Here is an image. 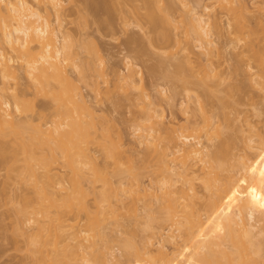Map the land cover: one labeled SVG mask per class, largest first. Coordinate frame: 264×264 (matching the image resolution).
<instances>
[{"label":"rangeland","instance_id":"1","mask_svg":"<svg viewBox=\"0 0 264 264\" xmlns=\"http://www.w3.org/2000/svg\"><path fill=\"white\" fill-rule=\"evenodd\" d=\"M29 1H35L36 2V0H29ZM47 1L48 0H45V1L40 0L39 2L42 3V4H40V6L44 5L45 4L44 2H46L45 5H48V8H49V4H47L48 3ZM59 1H60V6L62 5L61 10H63V12L61 14L62 18L60 17V19L62 20L61 21V28L64 32V35H63V38L65 37L64 41L66 38L68 39L70 36L69 40L66 39L67 41H69L68 43H70V41L73 42V43L69 44V45H71L72 52L70 50L69 51L73 54V55L72 54L71 55L73 56L74 62H75V60L79 59L77 61L79 64L77 62L76 63L73 62L75 64V66L72 63H71L72 65L69 63L70 65L68 64L69 65L68 66L66 63V65L68 66L69 69L67 67L65 69L68 70L69 74H71L72 78L75 80L74 83L75 84L77 83L76 85L80 87L79 89H81L80 91H82V95L85 98L87 97L88 101L84 98L87 102L85 104H87L90 109L92 108L91 109L92 112H90V110L88 109V107L86 105H85L86 107L84 106L85 107L84 108L83 107L84 104H82V106H81L82 108L81 107L77 108V106L75 108V106H73L72 103H71L72 106L66 104V107L68 109L72 108L71 109L72 111H73V107L76 110L79 109L78 110L79 112L74 109L75 112L73 111V113L75 114L77 112L76 117H78V115H80L81 119H80V116H79V118H76L74 116L75 118L72 117V120L76 121V122L81 120L80 122L82 124L81 126L83 127L84 132H85V129L87 127H89L91 125H92V127L87 128L86 134H85L86 139H84L82 141L83 144L80 143V146L82 144V146L80 147L82 154H83V150L85 149L83 157H82L81 152H79L80 157L84 160V162L80 159V161L82 163V164H80L81 166H79L80 171L74 172L76 174L82 175V176H79V178H82L81 179L82 181L78 177L77 178L75 177L78 175L71 173L70 172L71 170L69 171V169H67V167L63 165L61 158H58L57 162L55 161L56 163L55 162L52 163L53 165L51 164L52 166H50V170H49L50 172L49 173L53 174V177L55 176L54 178H57L59 175L60 176L58 178H61V176H62V181H60V182L62 183L65 181L62 184V186H63V188L66 187V189H68V191L70 189H72L73 186H75L74 187V188H76L75 193L78 195L77 197L79 198L81 204L86 205L88 203L89 208H88L87 214H88V217L90 216L89 218H91V216L96 215L94 213L95 210H94V195H93L95 185L93 186V184L96 183L97 185H99L98 182H95L94 180L92 181L93 178H91L93 172L96 170L95 169L97 167L96 164H98L99 169H101L105 165L106 168L104 166L103 169L105 168V170H108L107 172H111L113 174L112 177L115 176L112 179L122 178L121 180H123V182H125V183L130 181L131 176L129 175V177H128L127 173H129V172L127 170L124 171L123 169L127 168L128 165H131V166H133L135 171L139 172V174H140L139 175V181H140L141 185L144 186V188L149 189L152 186L155 188L157 186H161V184H160L161 180H158V179L164 178V177H161L162 175L163 176L165 175V177H167L172 172L171 171L170 172H164V174H162L161 173L162 171L159 169L160 166L156 167V165H155L156 161H159L158 160L159 158L157 159V157H159V156H157V153L160 152L162 149H164V146H166V145H168V146H166V147H168L167 150H170L169 146H172V147L174 146V145H172V142H171L172 140L170 139V135L172 133L170 131L168 134V131H169L168 129H171V127L179 126L176 129L181 130V128H180L181 125L187 124L186 121L190 120L192 128L194 129V127H196V128L198 127V129H194V130L190 129L192 131H190V130L185 131L184 130L182 133L184 134V132L188 131L187 134H189L190 132H192L193 134H196L194 138L198 139L201 142V145L208 146L207 147V148H209L208 150L212 151L213 153L216 154V156H218V160H219V162H221L223 164V166H224L225 161L221 160V158L225 159V160L228 159L227 160L228 163L225 162V166H227V167L224 166L225 170L223 168V170L219 171L221 173V176L219 175L220 174L219 172H218L219 174H217V176H219L218 177L219 178V180H218L219 184H220V182L223 181L225 183V185H224V183H222L224 185V186L223 185L222 186L226 187L227 186L226 183L229 184L228 181H230V183H231V179L227 180V178L233 177L232 180L235 179V177H234L235 173L238 171L236 173V179H238L240 181H238L239 183H237V180L235 179L234 183H231L232 187L233 188L237 187V189H241V193L245 194L246 196H247V194H249L250 195V197L248 196L249 198L252 197L250 199L251 201L248 202L246 200L245 195L244 196L241 195L242 197H245L244 199L243 198L242 199L246 200V202H248V204H244V201H243L242 205L244 206V208L240 209V213L241 212H243V213L241 215L240 214L239 215L243 218V220H245L249 224L253 225L254 229L256 231H261V232H259L260 234H257L258 236H255V238H257V239L259 238L261 241H259L258 244H259V246H261L260 242H262V246H263L264 245V242H263L264 241V142H262V140L264 139V86H262V84L261 85L256 84V86H257L256 87L255 82H252V81L254 79L259 80L260 74L261 75H262V73L264 74V67L261 68L262 65L264 66V54L262 52V51H264V0H239V1L238 0H232L233 2L230 0L231 3L229 1H228L229 2L228 3L227 0H224L226 5L224 3H221V2H223V0L222 1L221 0H200L201 3L198 2V0H170V2H168L167 0H163V2H164L163 7L168 9V7H166L167 3H170L172 6V7L170 6L171 8L169 7L170 8L169 10L166 9L168 12L171 10L169 12V14L170 15L172 14L170 16L171 17L170 19L172 20L171 21L172 24L171 23L170 24L169 23L163 24V23L157 22L158 24H160L159 26H158V24H156L159 28L157 26H156L157 28H155L154 27L155 25H150L152 23L148 19H146L148 17L146 16V10L144 8V2H145L144 0L143 1H141V0H94V1L89 0V2H87V0H84V1L83 0H62V2H61V0H59ZM90 1H91V3H90ZM237 1L240 3H238ZM85 2H86V5L87 4H89V5L83 7V5H85L83 3H85ZM161 3H162V0H161ZM194 3L196 5L198 4L197 8H198V10L200 9L201 11H202L201 8H203V6L207 7L208 10L207 11L205 10V12H204L205 19L206 18L207 19H210V18L213 19V14H216V16L218 17V18H214V19H217L219 21V22L218 21L216 22L217 23L216 25L213 24V22L211 21L212 19L209 20V23H211V24H209V26L212 25V26H210V30L212 27H216L218 24H220L218 26V28H220V29H218L216 27L217 32L214 31L215 28H213L214 30L213 29L211 30L212 35L210 33L209 39L212 42H210V44H209L210 47H209V45L207 46V48L209 47V50L206 47L202 46L208 50V51L204 50L207 52H209L212 49L210 51L211 53L209 52V54H207V53L205 54V52L203 51L204 48H202L201 50L198 48V43H197V41H195V39L193 37L194 36L193 33L191 35L192 31H190V26L188 24L184 25L185 23L188 22V21H186V17H188V16L184 17L185 20L183 18V15H187V14H183L186 12L185 11L187 9L186 6L189 4L190 5L193 4L192 6H196ZM241 3H244L246 6L244 4L242 5ZM184 4H186L185 9H183ZM223 4H224V7L228 6V4H231V5L233 4V11H232V6L230 7V9H231L230 10L229 9L230 5L226 9L223 7ZM238 5H239V7H238ZM241 5L243 6L242 8H241ZM86 7H88V8H86ZM188 7H190V6H188ZM234 7H235V9H234ZM84 10H85V12H84ZM48 11L50 13L49 14L50 17H48L49 16L48 15L47 18L49 19L50 22H52L54 20L52 22V25L56 24L55 23V22H57V21H55L56 17L54 16L53 13H51L50 9H48ZM79 11H81L80 13L82 14V16H84L87 13L86 14L87 17L85 15V20H83L84 17L80 16L81 14L79 13ZM156 11H158V10H156ZM160 12L165 13L164 11H160ZM180 12H182V14H183V15L181 14L182 16L180 15ZM159 13L157 14L158 16H159ZM207 13H209V14L207 15ZM42 15L44 16L45 14L43 13ZM209 16H211V17H209ZM230 16H232V17L229 18ZM233 17L234 18L236 17L237 22L239 19V23L235 22L236 20H234ZM228 18H229V20L232 19L234 21L231 20L230 21L231 23H230L227 20ZM257 18H259L258 21L260 23L257 21ZM240 19L242 21H240ZM147 20L150 22V24ZM179 20H180V22H178ZM183 20L186 22L185 23L182 22ZM86 21H88V22H86ZM255 21H257V22H255ZM81 22H83V25L81 24ZM85 22H86V24L84 25ZM232 22L234 23L232 28H234V25H236V24H238L237 25L238 27L235 26L236 28H234V29L230 28L232 26ZM227 23H229V24L227 25ZM228 26H229V28H228ZM240 26L245 27V28H241V34L236 31V30H239ZM167 27H169V28H167ZM187 27H189V28H187ZM168 29H169V31H168ZM186 29H188L189 32L186 31ZM244 29H245V31H244ZM250 29H252V31H254V32H251ZM162 30L163 31L167 30V33H166L167 38L165 37V31L163 32ZM232 30H233V32H232ZM248 30H250V32ZM242 32H243V35H242ZM169 33H171V34H169ZM189 33H190V35H189ZM184 34H186V35H184ZM230 34H232V36L239 34L238 35L239 37H241V36H243V37H241L240 38L241 40H240L238 36L232 37ZM161 35H163V37H161ZM156 36L158 38H156ZM77 38H78V42H75V45H74V41H75V39L77 41ZM159 38H161V39L159 40ZM170 38H171V40H170ZM233 38L234 39L236 38L237 40L236 39L233 40ZM242 38H245V39H242ZM80 39H82V40H80ZM156 39L159 40V42ZM162 39L165 40L166 44L164 43V41H162ZM229 39H230V44H229ZM59 40H62V39L58 38L57 42ZM231 40H232V42H231ZM247 40H249V43L251 41H253V42H251V45L253 43H255L254 44L255 46L252 45V48H251L249 46V44H247L248 43ZM79 41H81L82 43L81 42L79 43ZM83 41L89 42L87 44L90 47L88 52H87V49H88L87 45ZM93 41L95 42L94 44H96V45L93 46L92 49L93 50L95 48L98 49V50L95 49V51L98 53H96L95 51L93 52L91 49V46L94 45ZM226 41H228L227 42L228 44L226 43ZM233 41L234 42L237 41V42L234 43ZM244 41H245V43H244ZM167 42H169V43H167ZM238 42H240V44ZM77 43L81 44V48H80V45H78ZM83 43L85 44V46ZM167 44H169V46ZM166 45H167V47H165ZM235 45L237 47H235ZM72 46L73 47L78 46L77 49L80 51L77 52V50H75V48H74V50L76 52V53H74ZM82 46H84L85 48ZM159 46L161 49H159ZM211 46H212V48H211ZM67 47H68V45H67ZM246 47H248V48H246ZM5 48H7V47L5 46ZM164 48L166 49V51ZM249 48H251L254 51H255L254 48H256V50L258 48V50L255 52L257 54H259L260 57H258L259 55H257V54L255 55V52L253 51L254 57H252V54L250 53L251 54V56H250L251 58H250L249 52H251L252 50ZM157 49H158V51H157ZM244 49L247 52L243 51ZM90 50H91V52H90L91 54L89 53ZM168 50H170V51L167 52ZM238 50L240 52L243 51L242 53L245 52L242 55V57H240L242 53L241 54H240V52L236 53ZM189 51H190L191 62H193V61L198 62L197 64L207 63L211 68H214L213 69V71L215 70L214 73L216 71L219 73V75L217 72H216V74H213V76L210 78L211 82L214 79H215V81L221 80L219 84L217 83V85H219L218 86L219 88L217 87V85H216V88L222 89V90L220 89L221 91L218 90L219 92H221L222 95L220 94V95H209V96L202 95L203 93L199 92L202 90L201 88H200L201 90H199L198 87H196V89H195L193 84L191 85L190 82H189V84L187 82V85H185L186 86L185 90H187L188 86L190 85V89H192V90H190V89L188 90L190 93H192V92H195L197 94L200 93L199 99L200 100L203 99L202 102L205 104V105H203V107L205 106L204 108H202V109L200 108L201 110L198 108V103H197L198 101H196L194 98H192L193 95L190 98H186V95L184 96L185 92L183 93L184 90H182L185 87H183V85L181 86L179 82L177 85L175 83V81H173L172 79H170L168 77V75L174 70V65L171 62H175L176 60L180 59V57H181V59L178 60V62H181V60L183 61V62H181V63H183V65H182V68H183L184 60H186V59L183 60V58H185L184 53L189 52ZM201 51H203V52H201ZM259 52H262V53H259ZM77 53H78V55H77ZM168 53L169 54L171 53L170 54L171 56ZM74 54L77 56L75 57ZM161 54L162 55L165 54L166 56H169V57H167L168 61H167V58L165 56H162ZM210 54L212 56H210ZM261 54H263V55H261ZM91 55L93 57H91ZM158 55H160V56H158ZM236 55H237V57H236ZM262 56H263V58H262ZM78 57H81V59ZM164 57L166 59H164ZM255 57H256V59L262 58L263 61H261L262 63L259 64L261 66H259V65L257 66V62H259V60H261V59H258L257 61H256V59H252ZM89 58L90 59L94 58L95 61L93 62V59L90 60ZM238 58H240V59H238ZM248 58H249V60H248ZM16 59L17 58H14L13 61H11L9 63L11 65L13 63V65L15 66L14 67L12 65L13 70H12V67H11V70L16 74V77L15 76L10 77L11 74H9L8 77L0 76V78L2 77L3 82H5V84L9 87V89L7 90L5 95L8 98V100L11 101V103H12V95H14V93L20 94L19 97L21 96V98L23 99L22 101H24V102H21L24 104H23V107L21 108L22 109L21 114L19 113L16 115V117L19 116L17 119L18 120L20 119L23 121H25L24 120L25 118H26V120L28 119L25 122V124H27L29 122L27 124V126L24 124L25 128L27 127V129H29L31 126H32V129H37L38 123H41L40 125L44 129L46 126L52 127L53 124L54 125L57 124V126H58L59 121H60V123L66 122V120L62 119V116H61L62 114H60L58 111V108L61 105L59 104V106H57L58 102L56 101V99L54 97H52L51 95L44 96L45 94L43 95V93L37 89V87L33 84L32 80L28 77V75L25 74V71H22L24 68L23 69L21 68V67H23L21 60L18 59L19 61H17ZM73 59L71 57V60H73ZM85 59H87L88 61ZM240 60H242V61H240ZM101 61H103V64ZM159 61H161V62H159ZM164 61H165L166 66L164 65ZM251 61L253 63L255 61V64L250 65L249 62L251 63ZM91 62H93L92 65H90ZM127 62L130 63V64H127L128 66H126ZM178 62H176V63H178ZM15 63L21 65V67L19 65L16 66ZM168 63L171 65H169ZM246 63L249 65H247ZM76 64H78V65H76ZM186 64H187V62H186ZM197 64L194 63V65H197ZM236 64H238V65L236 66ZM132 65H134L133 68H136V70H137V68H139V70H137V71L134 70L132 68ZM159 65H160V67H158ZM172 65H173V70H171ZM70 66H72V67H70ZM73 66H74V68H73ZM130 66H131L132 74L134 77L132 75L129 77H125V76H128L127 72H129V70H127V69H129ZM251 66H254V67H251ZM125 67H128V68H125ZM195 67H197V66H195ZM241 68L243 70L245 68L246 69L243 71ZM255 68H259V69L254 70ZM96 69L99 72L98 71L96 72ZM125 69H126V71H125ZM238 69H240V70L237 71ZM262 69H263V71H262ZM89 70H91V72ZM103 70H104V72H103ZM186 70H187V73H189L188 76H190L191 71L189 70V68H187V65H186ZM234 70L237 72H235ZM247 70H249V71H247ZM259 70H260V72H259ZM165 71H166V73H164ZM183 71H184V68H183ZM213 71H212V73H213ZM245 71H246V73L244 74ZM185 72H183V73L185 74ZM197 72H199V69L197 70ZM257 72H259V73H257ZM90 73H92V74H90ZM98 73H100V74L103 73V74L100 75ZM256 73L259 76H257ZM87 74H89V75H87ZM250 74H251V77L253 78L252 81L250 79L251 77H249ZM253 74H254V76H253ZM95 75H96V77H95ZM81 76L84 77L85 79L84 78L79 79ZM199 76H201V75L199 74ZM214 76H215V78L212 79ZM218 76H219V78H218ZM9 77H10V79H9ZM75 78L78 81H76ZM216 78H218V79H216ZM0 81H1V79H0ZM250 81L252 82V84L250 83ZM121 82H123L122 85H121ZM211 82H209L210 85H211ZM139 83H140V85H139ZM232 83H234V84L236 83L237 86H240V85L243 86V87L240 86L238 89H240V88L242 89V88L246 87V89L244 88L245 90H247L246 93L244 95H242L241 89L240 90L237 89V90H235L236 92L231 91L232 94H236L238 91H240L236 95L228 94L229 92L227 91V88H228V90L230 88L232 89V87H229L228 85L230 84L232 86ZM141 84H142V86H141ZM215 84H212L214 89H216L214 87ZM179 86L181 88H179ZM193 87H194V89H193ZM140 88L144 89V91L146 93L144 91H142V94H141ZM197 88L199 91H197ZM209 89H212V88H209ZM214 89H213V91H215ZM223 90H226V92H228V93H226V92L224 93ZM243 90H242V92L245 91V90L244 91ZM176 91H178V94ZM181 93H183V94H181ZM143 94L145 97L142 96ZM215 94H217V92ZM219 102H222V103H219ZM67 103H70V102L68 101ZM74 103H76V101ZM79 103L80 102H78L77 105ZM147 104H149V106ZM31 105L33 108L31 107ZM156 106H157V108H156ZM143 107H144V110L142 109ZM153 107H155V108H153ZM181 107L184 110H186L184 108V107H186L187 111H184ZM61 108L64 109L65 106L59 108L60 110H63ZM203 110H204V112H203ZM145 111H146V113L148 111L149 114L153 113L152 114L153 119L146 121L144 123L147 126L151 125V127L153 128L151 134H152V138H154V141H153V143H151L152 141L150 140L147 143L148 145H146L145 143L143 145H141L140 143H138V140L136 138V136L138 135V134L136 135V132L137 133L139 132V131H137L136 126L143 120L142 119L139 122V119L142 118L141 117L142 112H144L143 113L144 116L146 115ZM183 111L188 112V113L184 114ZM198 111H201V112H198ZM62 112L64 113V110ZM39 113L42 115H40ZM73 113H72V115H73ZM200 113L203 115H201ZM56 114L58 116H55ZM140 114H141V116L139 117ZM149 114L146 117H149ZM205 115H206V117H205ZM42 116H44V117H42ZM144 116H143V118H145ZM186 117H188V119ZM206 118L208 119V121L206 120L208 123H206L204 120ZM77 119H80V120H77ZM153 120H155L154 123L158 122L157 125H153L154 124V123H152ZM80 122H78V123H80ZM30 123H31V126H29ZM135 124H137V125H135ZM216 125H218V126H216ZM24 126H23V129H25ZM155 126L156 127L158 126L160 128V130L159 129L157 130L158 127L155 128ZM164 127H166L165 130H164ZM213 127L217 128L218 131L215 130V128H213ZM61 128H62V126H60V129ZM189 128H191V127H189ZM219 128H220V130H219ZM0 129H1V127H0ZM89 130L93 133H90ZM206 130H207V132H206ZM214 131L218 132L217 136H216V132H214ZM220 131H222V132H220ZM87 132L91 135H93V134L94 135L89 136ZM34 133L36 134L37 132L32 131L31 129L26 130V131L23 130V132L21 134V139L18 137L20 143L17 142V145H16L15 144L16 141L12 140L14 135L12 137H10L8 135V133H7V135L6 134L3 135L0 132V147H1L0 148V154H2L1 152L3 150H5V151H3V154H2L3 156H0V159H1V157L3 158L4 156H7V157H4L5 159L3 158L0 160V264H32L31 263L32 258L30 259V257H29V252L31 253V250H28V248L30 249V246L28 244H29V242L31 243L33 230L30 228L29 224H26L24 226L22 224V226L20 225V229L24 228L25 230H23V231L21 230V234H23V235H21L19 233L20 229H19V231H16V230H18L17 228H19V225L18 226L15 225L14 214L12 216V214H10V213H13L12 212L13 209H11L12 206L14 205L12 198L16 196L14 198V202H16V204H17V202H18L17 195L19 194V192L20 191H23V192L27 191L28 192L30 187L32 189L31 183L27 182L29 180H27L26 178L21 179L20 177L22 175L20 177L18 176L20 179L16 178L17 176H16L15 172H13V170L15 167H17V169L20 172H22V174L24 173L23 175L26 176V169L24 172L21 170L26 168L25 166L27 165V162H26V165H23L25 163H23V164L21 163L24 166V168L22 165H20V161L22 162V160H20V159H22L25 156V154L23 152V148H22V139L27 141V140H29V136H35ZM197 134H198V137H196ZM43 135L36 134V136L38 138L40 136H41L40 138H46V136H43ZM87 135H88V137H87ZM192 136H194V135H192ZM94 137H95V139H93ZM260 137H261V140H259ZM262 137H263V139H262ZM90 138H92V140H93V142H91V143H90V141H92V140ZM249 138H251L252 140ZM18 139H16V140H18ZM87 139H90V140H87ZM169 140H171V141H169ZM225 140L228 142V144H226L227 142ZM85 141L86 142L88 141V143H86ZM191 141H194V139ZM221 141L222 142L224 141L225 143H222ZM155 143L157 144L158 147L160 146V149L158 148L160 151L158 149H156L154 151L155 148H153V147H155L154 146V145H156ZM221 143L224 146L226 145L225 149L223 148L224 146L222 147ZM162 144H164V145H162ZM218 144L221 146L219 147ZM104 145H105V147H104ZM250 145H251V147H249ZM161 147H162V149H161ZM221 147L224 150L228 149L226 151V153L222 152L223 149ZM2 148H3V150H2ZM7 149H8V151H7ZM107 149H109V151ZM110 149H111V151H110ZM172 149H174V148H172ZM14 151H16V152H14ZM35 151H37L38 154H43V155L48 153V150L45 147L38 148V149L36 148ZM87 151L91 155L86 153ZM107 151H108V153H107ZM118 151H119V153H118ZM156 151H158V152H156ZM5 153H6V155H5ZM16 153H18V154H16ZM20 153H21V155L23 154L24 156H21ZM109 153H110V157L108 155ZM86 154H88L90 157H88V155H86ZM111 154H113V155L111 156ZM221 154H222V156H221ZM14 155H16V156H14ZM158 155H159V153H158ZM223 155L225 157H223ZM227 155H229V156L226 157ZM91 156H93V157H91ZM120 156H121V158H120ZM219 156H221V158H219ZM11 157H12V159H11ZM17 157H19V158H17ZM14 159L17 161H15ZM93 159L95 162L93 161ZM115 159H119L117 161V163H116ZM246 159L249 161H247ZM88 160L89 161L91 160V161L89 162ZM10 161L12 162L11 164L9 163ZM246 162H249V165H250L251 170H252V172H250V171L249 172L253 174L252 175L253 179H251L252 177L251 178L247 177V180L242 178L244 176L245 172H244V170L242 171V168L240 165L244 166V163H246ZM13 163H15L16 165ZM12 164L14 167L11 166ZM54 164H56V165H54ZM87 164H89V165H87ZM116 164H119V166L121 164V166L119 168L120 169L123 168L122 170H120V169L118 170V171H120V173H118V171H117L118 168H117ZM158 164H159V162H158ZM198 164H201V165H198ZM204 164L200 163V162L194 164L193 168L191 169V170H193L192 173L189 172V176L187 175L189 178H191L190 174L193 176L191 178L193 191L192 192L189 191V192H190V194H192L194 192V195L192 196L193 198L190 197L189 200H190L193 208L197 207L195 212H191V213H195L193 215H196V216H193V215L192 216L194 218L200 217V219L204 223V224L202 223V225L204 226V229L206 228L205 230L202 231L203 233H205V236H203L204 234L202 235V232H201V235L204 238H199V236L197 234L200 235V233H194V236H192V237H193V239H196V238L199 239V240H197V239L196 240H197V243L199 242L198 246H200V247L202 246V244L204 242H207L206 244H203V246L204 247L206 246V248H207V244H209L208 249L210 247L211 249H209V250L211 252L217 254V255H220L221 251H223L224 248L226 249L228 247L229 248L227 250L229 252V250H233L234 247L236 246L237 248H235L233 250V252H235V251H237L236 249L239 248L238 246L240 244H238V241L242 237V236L241 237L237 236L238 237V240H237L236 235H237V233H239L241 231H239V229H237L236 226L233 228V230L229 231L228 228L224 225V223H222L223 225H219L221 222H223L222 219H220L221 220L220 223H219V220L215 221L216 218L219 219L218 217H216L217 211L213 212V211H215V210H213L212 212L214 214H212V212H211L212 209L210 211H209V209H208V211L205 210V208L207 209L206 205H207V202L209 200V195H208L209 190L205 188L204 183H206L207 179H212L211 177H213V179H214L215 177H214V174H207L206 169L208 167V164L206 163L205 164L206 167L203 168ZM7 165H8V167H6ZM249 165H247V166H249ZM9 166L11 169H9ZM53 166H55V168ZM100 166H102V167H100ZM12 167H13V169H12ZM18 167H20V168H18ZM80 167H82V169ZM228 167H229V169H228ZM21 168H23V169H21ZM51 168L52 169L54 168L55 170L57 169L56 172L58 173V176L55 175L56 174L55 171H53ZM17 169L15 168V170H17ZM40 169L41 168H39L38 170H40ZM103 169H101L102 173L104 171ZM81 170H82V172H81ZM97 170H98V168H97ZM101 170H100V172H101ZM19 171H17V172H19ZM88 171L90 174L91 173L92 174L90 175L88 173ZM121 171L122 172L124 171L122 173V175H121ZM222 171H224V172L222 173ZM203 172H204V174H203ZM80 173H82V174H80ZM98 173H99V171H98ZM104 173H105V171H104ZM167 173H170V174H167ZM226 173H231V175L233 174L234 176L231 177V175L229 176ZM119 174H120V176H119ZM223 174H224V176H223ZM63 175L65 178L63 177ZM73 175H74V177H73ZM86 175L89 177H87ZM245 175H247V173ZM249 175L250 174H248V176ZM220 177H221V179H220ZM224 177H225V180H224ZM73 178H76L77 180L76 179L74 180ZM83 178H84V180H83ZM177 178H178V181L177 182L175 181V185H174L175 187L178 186L177 184H179V186H180V184L183 183L184 175L180 173ZM87 179H89L91 181H88ZM164 179H162V180H164ZM18 180L19 181L24 180V182H26V183L22 182V184H20L21 182H19ZM53 180H56V179H53ZM59 180L60 179H58L56 181H59ZM155 180H157L158 182H156ZM226 180H227V182H226ZM248 180H249V183L252 182L250 184V186H249L248 182L246 183V181H248ZM73 181H76L77 183L74 182V185H73ZM79 182H81V183H79ZM215 183H217V182H215ZM54 184L52 186H54V187L56 186L55 188L57 190L59 188V190L61 189V191H62V187L58 186V188H57L58 184L57 183H56L57 185H54ZM83 184H85V185H83ZM156 184H157V186H156ZM240 184H241L242 188H238V187H240L239 186ZM64 185H66V186H64ZM13 186H14L15 190H14ZM27 186H30V187H27ZM96 188H98V187L96 186ZM16 189L17 190L19 189L18 190L19 192ZM246 189L248 190L247 194H246V191H247ZM243 190H246L245 193ZM32 191H33V189L31 190V193H29L30 191L28 193L26 192L27 193L26 196H28V195L30 196V194H32L31 195V197H32L33 196ZM78 191H80V192H78ZM149 191L151 192L152 189H150ZM81 192L84 194H82ZM150 192L149 193H148V191L145 192V194L142 195L140 197V199H136V200L133 199L132 196H122V200L116 202V207H115L116 212L114 213L115 215L112 216V215L108 214V218H107V215H105L107 219H105V220L103 219V221H105V224L103 223V227L96 226V223H95V227H94V225H92V224L90 225L87 223L88 227L90 229L87 228V225H86V229H84L85 228L84 225L86 224L85 222L87 221L86 214H84V211H82V210H79L77 212L75 211L73 214L76 216V218L72 219V221H69V222H72L74 224V228H77L76 226H78V228H80V230L82 229V231H83L82 233H80L81 231L79 232L80 236L78 235V237H80V241L82 240V242L79 241L80 242L79 243V242L75 241L76 244L79 243V245L77 247L75 244V248H73V249H76V247H77V248H79L78 250H80L79 252L83 253L80 255L81 259H83L82 255L84 256L86 254L87 255L86 258H88V256L90 259H92V257L95 258L97 264H152V261L154 259H156V262L161 260L165 264H170V260H174L176 258L178 259L176 261L179 262L181 257L183 258V256H184V251L186 252L187 251L186 249L189 248V247H185L184 242H185V240H186V242L188 240V243H189L190 240L187 239L188 237L186 238V236H185L186 234L184 235V233H186V231L181 229L182 226L179 227V224H176L175 226L178 229L173 225L172 226L174 228H172V226L169 225L170 222L165 221V220L162 221V216L164 215L162 208H161L162 198L160 199V197H159L158 199L155 200L153 196L149 195ZM238 192H240V191H238ZM241 193H239V194H241ZM5 194H7V195H5ZM8 194H9V196H8ZM13 194L14 195L16 194V195L14 196ZM11 195H13V197ZM8 198H10L9 200L12 199L11 200L12 206H11V204L8 203V202H10L9 200H7ZM4 200H7V202ZM86 200H87V202H86ZM85 202H86V204H83ZM158 202H159V204H158ZM232 207H234V206H232ZM230 209L233 210V208H231V207H230ZM93 210H94V212H93ZM160 210H161V212H160ZM193 210H195V209H193ZM204 210H205V212H203ZM250 210L252 211V216L249 215ZM81 211L83 213H81ZM112 212H114V211H112ZM208 212H210V213H208ZM89 213H90V215H89ZM159 213H161V215H159ZM199 213H202L203 215L202 214L200 215ZM205 213L207 214V219H206ZM208 214L210 217L208 216ZM230 214L233 215L232 212ZM214 215L216 218L213 217ZM234 215H235L234 217L237 218V211H236V213H234ZM153 216H155V217H153ZM217 216H219V214ZM210 218H211V220H210ZM13 219H14V221H13ZM91 219L94 221L93 218H91ZM91 221H90V223H92ZM211 221H213V224L215 222H217V224L219 223L218 226H217V224H214L215 225V227H214V225L211 224L212 223ZM83 223H85V224H83ZM210 226H213V227H210ZM219 226H220V230H219ZM170 227H171V229H170ZM183 227H184V225H183ZM66 228H68V227H66ZM74 228L69 227V230L68 229L65 230L64 235H66V232H68V234L70 235V233L74 230ZM159 228H160V230H159ZM193 228H194V226L192 227L191 230H193ZM87 229H88V231H86ZM175 229H177V230H175ZM234 229L237 230L236 231L237 233L235 232ZM94 230L95 231L99 230V232H95ZM101 230L102 231L104 230L103 233L105 232V234H103V235H105V238H103L101 236L100 237L103 238L105 241L104 240L100 241L98 239L99 233H100V235L102 234ZM152 231H154V233H156L157 236H156V234H153ZM195 231H196V229H194L193 232H195ZM204 231H206V232H204ZM214 232H215V235H214ZM68 234L66 235V236H68L67 237L68 240L65 236V238L61 242H65L66 240L70 241V242H74L71 238L69 239ZM169 234H172L173 237L170 238V240L166 241L164 236L166 237V235H169ZM233 234L235 235L234 237H232ZM159 235H162V237L164 238V246L165 247L162 251L158 250V245L156 243V240H157L156 238H158ZM70 236L72 237V235H70ZM196 236H198V237H196ZM78 237H77V239H79ZM147 237H148V239L145 240V238H147ZM194 237H196V238H194ZM213 238H215V239L213 240ZM233 238H235L234 242L231 240ZM75 239H76V237H75ZM200 239L203 241H201ZM241 240L244 241L243 238ZM145 241H150V242L148 243V245L144 246L143 243ZM235 241H237L236 245H235ZM243 241H241V242H243ZM254 241H255V239H254ZM61 242H60V245L62 244ZM200 243H201V245H200ZM232 243H234V244H232ZM239 243H240V241H239ZM82 244H84L85 246H83ZM127 244L132 245V248L130 246L131 249H129V250H132V255H130L129 250H128V254L130 257L129 256L125 257L128 259V260L127 259L125 260L124 256H121L120 253L122 252L121 250L124 251L125 248H126V250L128 249ZM81 245H82V247L80 249L79 246H81ZM125 245H127V247ZM230 245H232L233 247H230ZM25 246H28V247L25 248ZM62 246H65V245L63 244ZM180 246H182L181 248H183V249H181V250H183V252L181 250H179ZM241 246L242 245H240V247ZM71 247H73V245H71ZM200 247H199V249H200ZM263 247H261V248H263ZM25 249H27V250H25ZM241 250L243 251V249H241ZM242 251L239 250V251H237V253L240 252V254H242L241 253ZM181 252L183 255L181 254ZM123 253L126 254L125 252H123ZM77 254H78V252H77ZM180 254L182 255L181 257H180ZM234 254L236 256V252ZM261 255L263 256L262 260H264V248L261 250ZM170 256H171V259H169ZM237 256H238V254H237ZM162 258L164 260H162ZM81 259H80V262L82 261ZM180 262H181V264H185L184 258H183V261L181 259ZM180 262H179V264H180ZM263 264H264V261H263Z\"/></svg>","mask_w":264,"mask_h":264},{"label":"bare ground","instance_id":"2","mask_svg":"<svg viewBox=\"0 0 264 264\" xmlns=\"http://www.w3.org/2000/svg\"><path fill=\"white\" fill-rule=\"evenodd\" d=\"M40 0H36V2L35 1H29V0H0V76H2V77H8L9 76V74H11L10 75V77H13V76H15L16 77V74L12 71L13 70V67H12V65H13V63H12V65L11 64H9L11 61H13V59L14 58H17L16 60L17 61H19V60H21V62H22V66L23 67H21V65H19V64H16V66H20L23 70L22 71H25V74L26 75H28V77L32 80V82H33V84L37 87V89L39 90V91H41L42 93H43V95L44 96H46V95H51L52 97H54L55 99H56V101L58 102H56L57 103V106H59V104L61 105V106H59V108L60 107H63V106H65V108L63 109V108H61V109H63L64 110V113L62 112L63 110H60L59 108H58V111H59V113L60 114H62L61 116H62V119L63 120H66V122H61L60 123V121L58 122L59 124H58V126H57V124H53V126L52 127H48V126H46L44 129H43V127L40 125L41 123H36L38 126H37V129H32V126H31V123H30V125L29 126H31L29 129H27V127L25 128V126H24V124H25V122L28 120H26V118L24 119L25 121H23V120H18L17 118L19 117H16V115L17 114H21V108L23 107V104L24 103H21V102H24V101H22L23 99L21 98V96L19 97V95L20 94H16V93H14V95H12V103H11V101H9L8 100V98L6 97V92H7V90L9 89V87L5 84V82H3V78L1 77L0 79H1V81H0V127H1V129H0V132L3 134V135H7V133H8V135L10 136V137H12L13 135V139L12 140H15L16 141V145H17V142H19V139H18V137L21 139V134H22V132H23V130H32V131H36L37 133L36 134H41V135H43V136H46V138H38L37 136H36V134H35V136H29V140H27V141H25L24 139H22V148H23V152H24V154H25V156L22 154L21 155V153H20V155L21 156H24L22 159H20V160H22V162L20 161V165H22L23 163H25V164H23V165H26V162H27V165L25 166L26 168H24V166H23V168H21V169H23V170H21V171H25V169H26V176L25 175H23L22 174V172H20L18 169H17V167H15L17 170H15V168H14V170H13V172H15V174H16V178H19L21 175V179H27V180H29V181H27L28 183L30 182L31 183V186H32V189H33V196L31 197V195L32 194H30V196L28 195V196H26L27 195V193L29 192V193H31V187L30 186H27V187H30V189H29V191L26 193L25 191V193L23 192V191H18L17 189V191L19 192V194L17 195V197H18V202H17V204H16V202H14V198L16 197L14 194V196L15 197H13V195H11L10 197L13 199V206H12V199L11 200H9L10 198H8L7 200H9L10 202H8L9 204H11V206H12V208L11 209H13L12 210V212L13 213H10V214H12V216H13V214H14V217H15V225L16 226H18L19 225V228H17L18 230H16V231H19V229H20V225L22 226V224H23V226L24 225H26V224H29L30 225V228L33 230V233H32V240H31V243L29 242V246H30V249L28 248V250H31V253L29 252V257H30V259L32 258V261H31V263L32 264H97V262H96V260H95V258H93L92 257V259H90L89 258V256H88V258H86L87 257V255L85 256H83L82 255V257H83V259H81V254H83V253H81V252H79L80 250H78L79 248H77L78 247V245H79V243L80 242H82V240L80 241V237H78V235L80 236V233H82L83 231H82V229L80 230V228H78V226H76L77 228H74V224L72 223V222H69V221H72V219H75L76 218V216L73 214L75 211L77 212V211H79V210H82V211H84V214H86V217H87V221L85 222V223H83V224H85L84 226H85V228L84 229H86V225H87V228L88 229H90L89 227H88V224H92V225H94V227H95V223H96V226H100V227H103V223L105 224V221H103V219L105 220V219H107L108 218V214L109 215H115L114 213L116 212L115 210H116V202H118V201H121L122 200V196H132V198L133 199H140V197L142 196V195H144L145 194V192H147L148 191V193L150 192L149 190L150 189H152V191L150 192V194L149 195H151V196H153L154 197V199L156 200V199H158L159 197H160V199L162 198V202H161V208H162V211H163V213H164V215L162 216V221H168V222H170V226H175L176 224H179V227L180 226H182L181 227V229H183V230H185L186 231V233H184V235L186 236V238L187 239H189L190 240V242L188 243V240H187V242H186V240H185V242H184V244H185V247H189L188 249H186L187 251V253L184 251V256H183V258H184V263L185 264H263V261L264 260H262L263 259V256L261 255V250L264 248L263 246H262V242H260L261 243V246H259V241H261L259 238L257 239V238H255V236H258L257 234H260L259 232H261V231H256L255 229H254V226L253 225H251V224H249L248 222H246L245 220H243V218L240 216L243 212H241L240 213V209H242V208H244V206L242 205V203H243V201H244V204H248V202L249 201H251L250 199L252 198H249L250 197V195L249 194H247V192H248V188L246 189V190H243L244 191V193H245V191H246V194H247V196L245 195V194H243V193H241V189H237V187H235V188H233L232 187V185H231V183H234V181H235V179H236V173L238 172H236L235 173V176L232 174L231 175V173H226L227 175H231V177L232 176H234L235 177V179H233L232 180V178H227L226 176V178H227V180H229V179H231V183H230V181H228V183L229 184H227L226 183V185L229 187L230 185V187L228 188L227 186L226 187H223L224 185H225V183L222 181V182H220V184H219V182H218V180H219V176H217V174H219L220 172L219 171H221V170H223V168H224V170H225V167H227V166H225V162H227L228 163V159L227 160H225V159H222L221 158V156H222V154H221V156H219V158H221V160H223V161H225L224 162V166H223V164L221 163V162H219V160H218V156H216V154L215 153H213L212 151H210V150H208L209 148H207L208 146H206V145H201V142L198 140V139H195L194 137H195V135L196 134H193L192 132H190L189 134H187L188 133V131L187 132H184V134L182 133L184 130L186 131V130H190V129H192V130H194V129H198V127L196 128V127H194V129L192 128V126H191V123H190V120L188 121L187 119H188V117H186L187 119V121H186V123L187 124H183V125H181V130L179 129V130H177L176 128L177 127H179V126H177V127H171V129H168L169 131H168V134H169V132L171 131V135H170V139L172 140H169V141H171L172 142V145H174L173 147L172 146H169V149L170 150H167L168 149V147H166V146H168V145H166V146H164V149H162V147H161V151L159 150L160 149V146L158 147L157 146V144L156 145H154L155 147H153V148H155L154 149V151L156 150V149H158L160 152H158V151H156V152H158L159 153V155H158V153H157V156H159V157H157V159L159 160V161H156V167H158V166H160L159 167V169L162 171H160L162 174H164V172H172L171 174L170 173H167V174H170V175H168L167 177H165V175L163 176H161V177H164V178H157L158 180H161L159 183L161 184V186H157V184H156V188L155 187H151V188H149V189H147V188H144V186H142L141 185V183H140V181H139V172L138 171H135L134 170V168H133V166H131V165H128L127 166V168H125V169H123V168H119L120 166H121V164H120V166H119V164H116L117 165V171L120 169V170H127L129 173H127L128 175V177H129V175L131 176V178H130V181H128V182H123V180H121L122 178H120V179H118V178H115V179H112V178H114V177H112L113 176V174L111 173V172H107L108 170H105V168H106V166H105V168L103 169V167L102 166H100V167H102L101 169H103L104 171H105V173H104V171H103V173H102V170L101 169H99V167H98V164H96V170H97V168H98V170L96 171H94L93 172V174H92V177L91 178H93L92 179V181L94 180L95 182H98V184L99 185H97L96 183L95 184H93V186H94V191H93V195H94V210H95V212H94V210H93V212L96 214V215H93V216H91V218H93L94 219V221L91 219V218H89L88 217V208H89V205H88V203L86 204V202H87V200H86V202L85 203H83V204H86V205H82L81 204V202H80V200H79V198L77 197L78 195L75 193L76 191V188H74L75 186H73V188L72 189H70L69 191H68V189H66V187H64L63 188V186H62V184L65 182H60V181H62V176H61V178H58L59 176H58V173L56 172V170L54 169L55 168V166H53L54 168L52 169L53 171H55V175H57L58 177L57 178H54L53 177V174H50L49 172V170H50V166H52L53 164L52 163H54L55 161L57 162V159L58 158H61V160H62V163H63V165L64 166H66L67 167V169H69V171L71 172V173H74V172H78V171H80L79 170V166H81L80 164H82L81 163V161H80V159L84 162V160L80 157V153L79 152H81V149H80V147L82 146V144H83V140L84 139H86L85 137V134H86V130H87V128H89V127H92V125L91 126H89V127H87L86 129H85V132H84V130H83V127L81 126L82 124H81V116L80 115H78V117H76V114H77V112L74 114L73 113V111H74V109L76 108V106H77V108H80L81 106H82V104H84L83 105V107L86 105L87 107H88V105L87 104H85V103H87L86 102V100H87V97L85 98L83 95H82V91H80L81 89H79L80 87L79 86H77L75 83H74V79L72 78V76H71V74H69V72H68V70L67 69H65L66 67L68 68V66L72 63L74 66H75V64L74 63H76L79 59L78 58H80L81 59V57H78L77 59L78 60H75V62H74V59H73V54L71 53L72 52V50H71V45H69L70 43H73V42H71L70 41V43H68L69 41H67V40H69V38H70V36H69V38L66 40L65 39V41H64V38H63V35H64V32H63V30H62V28H61V19H60V17H61V14H62V12H63V10H61L62 9V5L60 6V1L59 0H48L47 2V4H49V8H48V5H45L46 4V2H44L45 4L44 5H41L40 6V4H42V3H40L39 2ZM45 1V0H44ZM84 1V0H83ZM94 1V0H93ZM141 1H143V0H141ZM145 2H144V8H145V10H146V16L148 17V18H146V19H148L152 24H150V22H149V24L150 25H155L154 27L155 28H157L160 24H158L157 22H160V23H171L172 24V20L170 19L171 17V15L169 14V12L171 11H167V10H169L172 6H171V4L170 3H167V6L166 7H168V9L167 8H165V7H163V0H162V3H161V0H144ZM168 2H170V0H167ZM222 1V0H221ZM230 2L231 3V1L230 0H227V2ZM239 1V0H238ZM237 1V2H238ZM61 2H62V0H61ZM87 2H89V0H87ZM96 2V1H95ZM197 2V1H196ZM198 2H200L201 3V1L200 0H198ZM197 2V3H198ZM228 2V3H229ZM233 2V1H232ZM90 3H91V1H90ZM221 3H224L225 5H226V3L224 2V0H223V2H221ZM238 3H240V2H238ZM62 4V3H61ZM83 4H85V5H83V7L84 6H87V5H89V4H87L86 5V2L85 3H83ZM93 4V3H92ZM95 4V3H94ZM166 4V3H165ZM188 4V3H187ZM195 4V3H194ZM224 4H223V7H224ZM242 5L244 4V3H241ZM183 5V4H182ZM185 5L186 4H184V8L183 9H185ZM193 5V4H192ZM192 5H187L186 7H187V9L185 10L186 12L185 13H183V14H187V15H183L182 14V12H180V15L182 14L183 15V18L185 17V16H188V17H186V21H188L187 23H185L186 21H184L185 20V18H184V20L182 21V22H184L185 24L184 25H186V24H188L189 26H190V31H192L191 32V35H192V33H193V37H194V39H195V41H197V43H198V48L201 50L202 48H204V47H206L207 48V46L210 44V42H212V41H210V39H209V37H210V33H211V30L213 29V28H215V32H217L216 31V27L218 28V26L220 25V24H218L216 27H212L211 28V30H210V26H212V25H210L209 26V24H211V23H209V20H211L212 18H210V19H205V16H204V12H205V10L207 11L208 9H207V7L205 6H203V8H201L202 9V11L199 9L198 10V8H197V6H198V4L196 5V6H192ZM201 5V4H200ZM204 5V4H203ZM230 5V6H229ZM241 5V8L243 7ZM245 5V4H244ZM113 6V5H112ZM171 6V7H170ZM188 6H190V7H188ZM228 6H229V9H230V7L232 6V11H233V4L231 5V4H228ZM228 6H226V7H224V8H228ZM246 6V5H245ZM82 7V8H83ZM91 7V6H90ZM170 7V8H169ZM200 7V6H199ZM238 7H239V5H238ZM86 8H88V7H86ZM85 8V9H86ZM48 9H50V11H51V13H53L54 14V16L56 17V19H55V21H57V22H55L56 24H54V25H52V22L54 21H52V22H50L49 21V19L47 18V16L50 14L49 13V11H48ZM141 9V8H140ZM167 9V10H166ZM210 9V8H209ZM228 9V10H229ZM234 9H235V7H234ZM42 10V11H41ZM156 10H158L159 12L160 11H164L165 13H162V12H158V11H156ZM166 10V11H165ZM182 10V9H181ZM231 10V9H230ZM46 15H42L43 13ZM81 11H79V13H80ZM84 12H85V10H84ZM89 12V11H88ZM159 13V16L157 15L158 13ZM168 12V13H167ZM209 12V11H208ZM83 13V12H82ZM96 13V12H95ZM94 13V14H95ZM162 13V14H161ZM81 14V13H80ZM79 14V15H80ZM87 14V13H86ZM85 14V15H86ZM209 13H207V15H208ZM234 14V13H233ZM85 15L84 16H82V14L80 15V16H82V17H84V19L83 20H85ZM181 15V16H182ZM235 15V14H234ZM145 16V15H144ZM237 16V15H236ZM48 17H50V15L48 16ZM86 17H87V15H86ZM208 17V16H207ZM209 17H211V16H209ZM232 16H230L229 18H231ZM62 18V17H61ZM80 18V17H79ZM214 18H218L217 16H216V14H213V19L211 20L212 22H213V24L214 25H216L217 23V19H214ZM229 18L227 19L229 22L232 20H229ZM234 18V17H233ZM238 19V18H237ZM81 20V19H80ZM216 20V21H215ZM234 20H236V17L234 18ZM234 20H232V21H234ZM256 20V19H255ZM259 20V18H257V21ZM227 21V22H228ZM240 21H242L241 19H240ZM257 21H255V22H257ZM86 22H88V21H86ZM86 22L84 23V25L86 24ZM178 22H180V20L178 21ZM219 22V21H218ZM235 22H237V20L235 21ZM259 22V21H258ZM231 23V22H230ZM237 23H239V19H238V22ZM260 23V22H259ZM81 24L83 25V22H81ZM156 24H158V26L156 25ZM229 23H227V25H228ZM233 22H232V26L230 27V28H232L233 27ZM246 24V23H245ZM168 25V24H167ZM166 25V26H167ZM231 25V24H230ZM238 24H236V25H234V28H236V27H238L237 26ZM157 26V27H156ZM162 26V25H161ZM170 26V25H169ZM173 26V25H172ZM236 26V27H235ZM153 27V26H152ZM163 27V26H162ZM171 27V26H170ZM154 28V29H155ZM159 28V27H158ZM164 28V27H163ZM167 28H169V27H167ZM166 28V29H167ZM187 28H189V27H187ZM228 28H229V26H228ZM234 28H232V29H234ZM241 28H245V27H241L240 26V28H239V30H236L238 33H240L241 34ZM218 29H220V28H218ZM230 30V29H229ZM251 30V32H254V31H252V29H250ZM250 30H248L249 32H250ZM163 31V30H162ZM161 31V32H162ZM165 31V30H164ZM163 31V32H164ZM168 31H169V29H168ZM186 31H188V29H186ZM185 31V32H186ZM228 31V30H227ZM244 31H245V29H244ZM247 31V32H248ZM184 32V33H185ZM189 32V31H188ZM230 32V31H229ZM232 32H233V30H232ZM235 32V31H234ZM248 32V33H249ZM160 33V32H159ZM166 33H167V30L165 31V37L167 38V36H166ZM66 34V33H65ZM158 34V33H157ZM164 34V33H163ZM169 34H171V33H169ZM235 34V33H234ZM237 34V33H236ZM184 35H186V34H184ZM189 35H190V33H189ZM211 35H212V33H211ZM231 36H232V34H230ZM239 35V34H238ZM238 35H235V36H232V37H237ZM242 35H243V32H242ZM159 36V35H158ZM170 36V35H169ZM230 36V37H231ZM245 36V35H244ZM67 37V36H66ZM161 37H163V35H161ZM239 37V36H238ZM241 37H243V36H241ZM241 37H239V39L241 38ZM58 38L59 39H62V40H59L58 42H57V40H58ZM156 38H158L157 36H156ZM72 39V38H71ZM161 38H159V40H160ZM165 39V38H164ZM169 39V38H168ZM236 39V38H235ZM234 38H233V40H235ZM238 39V40H239ZM242 39H245V38H242ZM73 40V39H72ZM80 40H82V39H80ZM84 40V39H83ZM157 40V39H156ZM159 40H157L158 42H159ZM170 40H171V38H170ZM237 40V39H236ZM241 40V39H240ZM85 41V40H84ZM83 41V42H84ZM162 41H164V43H165V40H163L162 39ZM248 41V43L247 44H249V46L252 48V45L253 46H255L254 44L255 43H253L252 45H251V42H253V41H251L250 43H249V40H247ZM68 44H67V43ZM75 42H78V38H77V41H76V39H75V41H74V45H75ZM81 41H79V43H80ZM87 42V43H86ZM86 42H84L86 45L89 43L88 41H86ZM161 42V41H160ZM228 41H226V43H227ZM231 42H232V40H231ZM234 42V41H233ZM237 42V41H236ZM236 42H234V43H236ZM66 43V44H65ZM82 43V42H81ZM83 43V44H84ZM91 43V42H90ZM95 42L93 41V44H94ZM167 43H169V42H167ZM239 44H240V42H238ZM244 43H245V41H244ZM78 44V43H77ZM85 44H84V46H85ZM166 44V43H165ZM212 44V43H211ZM228 44V43H227ZM229 44H230V39H229ZM67 45H68V47H67ZM78 45H80V48H81V44H78ZM96 44H94V45H92L91 46V49H92V47L93 46H95ZM160 45V44H159ZM168 46H169V44H167ZM167 45L165 46V47H167ZM232 45V44H231ZM234 45V44H233ZM5 46L7 47V48H5ZM84 46H82V47H84ZM161 46V45H160ZM160 46H159V49H161L160 48ZM197 46V45H196ZM202 46H204V47H202ZM240 46V45H239ZM246 46V45H245ZM248 46V45H247ZM73 47V46H72ZM97 47V46H96ZM158 47V46H157ZM164 47V46H163ZM209 47H210V45H209ZM209 47L207 48L208 50H209ZM233 47V46H232ZM235 47H237L236 45H235ZM234 47V48H235ZM69 48V49H68ZM74 48H75V50H77V52H79L80 50H78L77 48H78V46L77 47H73L72 49L74 50ZM85 48V47H84ZM83 48V49H84ZM87 52H88V50H89V45H87ZM211 48H212V46H211ZM246 48H248V47H246ZM251 48H249V49H251ZM96 49V48H95ZM95 49L93 50L92 49V51L94 52L95 51ZM165 49V48H164ZM207 49H203V51L204 50H207ZM255 49V51H257L258 50V48H257V50H256V48H254ZM71 52H70V51ZM75 50H74V53H76L75 52ZM96 50H98V49H96ZM207 50V51H208ZM212 50V49H211ZM210 50V51H211ZM252 50V49H251ZM262 50V49H261ZM157 51H158V49H157ZM156 51V52H157ZM160 51V50H159ZM165 51H166V49H165ZM170 50H168L167 52H169ZM188 51V50H187ZM203 51H201V52H203ZM207 51H204L205 52V54L207 53V54H209V52H207ZM243 51H245V49L243 50ZM242 51V52H243ZM249 51V50H248ZM254 50H252L251 52H249V57L251 56V54H252V57H254L253 56V54H254V52H253ZM70 52V53H69ZM83 52V51H82ZM91 52V50L89 51V53ZM96 52V51H95ZM213 52V51H212ZM238 52H240L239 50L236 52V53H238ZM242 52H240V54L242 53ZM245 52H247V51H245ZM244 52V53H245ZM253 52V53H252ZM263 52V54H264V51H262ZM262 52H259V53H262ZM81 53V52H80ZM84 53V52H83ZM96 53H98V52H96ZM160 53V52H159ZM158 53V54H159ZM200 53V52H199ZM211 53V52H210ZM235 53V54H236ZM244 53H242L241 54V56L240 57H242V55L244 54ZM251 53V54H250ZM72 54V55H71ZM91 54V53H90ZM93 54V53H92ZM166 54V53H165ZM162 55V56H165L166 58L167 57H169V56H166V55ZM169 54V53H168ZM171 54V53H170ZM169 54V55H170ZM185 54V55H184ZM183 55H184V57L185 58H183V60L184 59H186V60H184V66H183V68H184V71H183V68H182V65H183V63H181V62H183L182 60H181V62H178V60H180L181 59V57H180V59H178V60H176L175 62H171V63H173V65H174V70H173V65L171 66V70H173L169 75H168V77L170 78V79H172L173 81H175V83L178 85V82L180 83V85L182 86L183 85V87H185L184 89H182V90H184L183 91V93H184V96L186 95V98H190L192 95H193V97L192 98H194L196 101H198L197 103H198V108L200 109H202V108H204L203 107V105H205L203 102H202V100L203 99H199V94L200 93H195V92H192V93H190L188 90L190 89V85L188 86V88H187V90H185L186 89V86L185 85H187V82H188V84H189V82H190V84L192 85L193 84V86L195 87V89H196V87H198L199 88V90H201V91H199L198 90V88H197V91H199V92H202L201 94L202 95H207V96H209V95H220L221 94V92H219V91H221L220 89H217L216 88V85H217V83L219 84L220 83V81L218 82V81H215V76L212 78V79H214V80H212V82L210 81V78L213 76V74H216V72L214 73V71H213V69L214 68H211L207 63H204V64H201V63H199V64H197L198 62H195V61H193V62H191V58H190V51L189 52H186V53H184ZM204 54V53H203ZM247 54V53H246ZM257 53L255 52V55H256ZM263 54H261V55H263ZM77 55H78V53H77ZM77 55H75L74 54V56L76 57ZM84 55V54H83ZM88 55V54H87ZM257 55H259V54H257ZM80 56V55H79ZM86 56V55H85ZM158 56H160V55H158ZM171 56V55H170ZM206 56V55H205ZM208 56V55H207ZM210 56H212L211 54H210ZM209 56V57H210ZM238 56V57H239ZM71 57H72V59L73 60H71ZM74 57V58H75ZM91 57H93L92 55H91ZM97 57V56H96ZM164 57V59H166ZM236 57H237V55H236ZM244 57V56H243ZM258 57H260V55L258 56ZM163 58V57H162ZM247 58V57H246ZM251 58V57H250ZM262 58H263V56H262ZM262 58H258V59H261V60H259V62H257V66L260 64V63H262L261 61H263L262 60ZM19 59V60H18ZM90 59V58H89ZM91 59H93V62L95 61L94 60V58H91ZM90 59V60H91ZM158 59V58H157ZM207 59V58H206ZM238 59H240V58H238ZM245 59V58H244ZM252 59H256V57L255 58H252ZM258 59H256V61L258 60ZM15 60V61H16ZM85 60H87V59H85ZM159 60V59H158ZM209 60V59H208ZM247 60V59H246ZM248 60H249V58H248ZM88 61V60H87ZM162 61V60H161ZM161 61H159V62H161ZM166 61V60H165ZM165 61H164V65H165ZM167 61H168V58H167ZM207 61V60H206ZM240 61H242V60H240ZM253 61V60H252ZM251 61V63L249 62V64L250 65H253V64H255V61H254V63ZM20 62V63H21ZM74 62V63H73ZM93 62H91V64L90 65H92L93 64ZM102 62V64H103V61H101ZM170 62V61H169ZM176 62H178V63H176ZM186 62H187V64H186ZM209 62V61H208ZM248 62V61H247ZM19 63V62H18ZM66 63H67V65H66ZM78 63V62H77ZM85 63V62H84ZM175 63V64H174ZM193 63V64H192ZM194 63L195 64H197V65H194ZM245 63V62H244ZM71 64V65H72ZM79 64V63H78ZM78 64H76V65H78ZM88 64V63H87ZM127 64H130V63H126V66H128ZM159 64V63H158ZM162 64V63H161ZM169 64V63H168ZM187 65V68H189V70L191 71L190 73V76H188L189 75V73H187V70H186V65ZM241 64V63H240ZM247 64V63H246ZM245 64V65H246ZM249 64H247V65H249ZM169 65H171V64H169ZM208 65V66H207ZM238 64H236V66H237ZM242 65V64H241ZM240 65V66H241ZM14 66V65H13ZM74 66H73V68H74ZM89 66V65H88ZM99 66V65H98ZM133 66L134 65H132V68H133ZM166 66V65H165ZM195 66H197V67H195ZM259 66H261V65H259ZM11 67H12V70H11ZM15 67V66H14ZM70 67H72V66H70ZM92 67V66H91ZM158 67H160V65L158 66ZM242 67V66H241ZM251 67H254V66H251ZM264 66L262 65L261 66V68H263ZM20 68V69H21ZM77 68V67H76ZM89 68V67H88ZM125 68H128V67H125ZM157 68V67H156ZM166 68V67H165ZM199 69V72H197V70ZM236 68V67H235ZM234 68V69H235ZM243 68V67H242ZM241 68V69H242ZM247 68V67H246ZM245 68V69H246ZM260 68V69H261ZM69 69V68H68ZM90 69V68H89ZM98 69V68H97ZM96 69V72L99 70H97ZM103 69V68H102ZM114 69V68H113ZM134 70H136V68H133ZM244 69V70H245ZM256 69H259V68H255L254 70H256ZM92 70V69H91ZM91 70H89L90 72H91ZM127 70H129V72H127V75L128 76H125V77H129V76H133V74H132V69H131V66L129 67V69H127ZM137 70H139V68H137ZM136 70V71H137ZM170 70V69H169ZM240 69H238L237 71H239ZM243 70V69H242ZM243 70V71H244ZM70 71V70H69ZM102 71V70H101ZM125 71H126V69H125ZM135 71V72H136ZM156 71V70H155ZM186 71V72H185ZM212 71H213V73H212ZM235 71V70H234ZM237 71H235V72H237ZM247 71H249V70H247ZM262 71H263V69H262ZM261 71V72H262ZM99 72V71H98ZM103 72H104V70H103ZM183 72H185V74L183 73ZM189 72V71H188ZM252 72V71H251ZM259 72H260V70H259ZM259 72H257V73H259ZM71 73V72H70ZM88 73V72H87ZM138 73V72H137ZM136 73V74H137ZM164 73H166V71L164 72ZM168 73V72H167ZM198 73V74H197ZM218 73V72H217ZM246 73V71L244 72V74ZM250 73V72H249ZM248 73V74H249ZM256 73V74H257ZM14 74V75H13ZM90 74H92V73H90ZM98 74H100V73H98ZM97 74V75H98ZM103 74V73H102ZM102 74H100V75H102ZM116 74V73H115ZM187 74V75H186ZM199 74L201 75V76H199ZM252 74V73H251ZM251 74H250V76L249 77H251ZM87 75H89V74H87ZM218 75H219V73H218ZM253 76H254V74H253ZM256 76V75H255ZM257 76H259L258 74H257ZM264 74L262 73V75L260 74V76H259V80H253L252 81V77L250 78L251 79V81L252 82H255V86H256V84L257 85H261L262 84V86H264ZM10 77H9V79H10ZM27 77V76H26ZM74 77V76H73ZM82 77V76H81ZM79 78V79H83L84 77H82V78ZM86 77V76H85ZM95 77H96V75H95ZM134 77V76H133ZM247 77V76H246ZM218 78H219V76H218ZM218 78H216V79H218ZM248 78V77H247ZM255 78V77H254ZM258 78V77H257ZM76 79V78H75ZM85 79V78H84ZM136 79V78H135ZM134 79V80H135ZM222 79V78H221ZM129 80V79H128ZM76 81H78L77 79H76ZM84 81V80H83ZM125 81V80H124ZM123 81V82H124ZM127 81V80H126ZM137 81V80H136ZM215 81V82H214ZM223 81V80H222ZM250 81V83L252 84V82ZM2 82V83H1ZM31 82V83H32ZM123 82H121V85L123 84ZM209 82H211V85L212 84H215L214 85V87L216 88V89H214L213 88V85L211 86L210 85V83ZM214 82V83H213ZM244 82V81H243ZM242 82V83H243ZM118 83V82H117ZM125 83V82H124ZM249 83V84H250ZM128 84V83H127ZM222 84V83H221ZM254 84V83H253ZM125 85V84H124ZM123 85V86H124ZM139 85H140V83H139ZM234 85V86H233ZM239 85V84H238ZM246 85V84H245ZM128 86V85H127ZM141 86H142V84H141ZM219 85H217V87H218ZM229 87H232V89L230 88L229 90H228V88H227V91L229 92H226V90H223L224 91V93L226 92V93H228V94H230V95H236L238 92H240V91H238L236 94H232L231 93V91L233 92H236L235 90H237L240 86H237L236 85V83L234 84V83H232V86L229 84L228 85ZM252 86V85H251ZM177 87V86H176ZM182 87V88H183ZM194 87H193V89H194ZM241 87H243V86H241ZM257 87V86H256ZM179 88H181L180 86H179ZM192 88V87H191ZM201 88V89H200ZM209 88H212V89H209ZM219 88V87H218ZM245 89H246V87H244ZM244 88H240L241 89V93H242V95H244L245 93H246V91L247 90H245ZM254 88V87H253ZM262 88V87H261ZM178 89V88H177ZM176 89V90H177ZM213 89L215 90V91H213ZM240 89H238V90H240ZM245 91H244V90ZM140 90H141V94H142V91H144V89H141L140 88ZM181 90V91H182ZM190 90H192V89H190ZM219 90V91H218ZM242 90L244 91V92H242ZM175 91V90H174ZM188 91V92H187ZM222 91V92H223ZM40 92V93H41ZM145 92V91H144ZM177 92V94H178V91H176ZM175 92V93H176ZM217 92V94H215V93ZM146 93V92H145ZM159 93V92H158ZM173 93V92H172ZM183 93H181V94H183ZM146 95V94H145ZM175 95V94H174ZM195 95V96H194ZM198 95V96H197ZM222 95V94H221ZM225 95V94H224ZM227 95V94H226ZM240 95V94H239ZM142 96H144V94L142 95ZM177 96V95H176ZM145 97V96H144ZM173 97V96H172ZM171 97V98H172ZM86 100H85V99ZM201 98V97H200ZM54 99V100H55ZM194 100V101H195ZM70 102V103H67V102ZM76 101V103H74ZM88 101V100H87ZM221 101V100H220ZM78 102H80L78 105H77V103ZM224 102V101H223ZM71 103H72V105L73 106H75V108L73 107V111L70 109H68L67 107H66V104H68V105H71ZM75 105H74V104ZM219 103H222V102H219ZM150 104V103H149ZM149 104H147L148 106H149ZM22 105V106H21ZM71 105V106H72ZM80 105V106H79ZM224 105V104H223ZM56 106V105H55ZM79 106V107H78ZM85 106V107H86ZM31 107H32V105H31ZM70 107V106H69ZM84 107V108H85ZM92 107V106H91ZM187 107V106H186ZM186 107H184L186 110H184L182 107V109L184 110V111H187V108ZM33 108V107H32ZM69 110H67V109ZM82 108V107H81ZM153 108H155V107H153ZM156 108H157V106H156ZM197 108V107H196ZM195 108V109H196ZM24 109V108H23ZM30 109V108H29ZM88 109L90 110V112H92L91 111V109L88 107ZM87 109V110H88ZM143 110H144V107L142 108ZM200 109V110H201ZM32 110V109H31ZM76 110V109H75ZM79 109H77L76 111H78ZM57 111V112H58ZM72 111V112H71ZM183 111V113L184 114H186V113H188V112H184ZM206 111V110H205ZM56 112V111H55ZM54 112V113H55ZM75 112V111H74ZM79 112V111H78ZM89 112V113H90ZM141 112V111H140ZM195 112V111H194ZM198 112H201V111H198ZM203 112H204V110H203ZM72 113H73V115H72ZM143 113L144 112H142V116H141V114L139 115V117L141 116L142 118H140L139 119V122H140V120H142L138 125L137 124H135V125H137L135 128L137 129V131H139L138 133L136 132V138H137V140H138V143H140L141 145H143L144 143L146 144V145H148L147 143L151 140L152 142L151 143H153V141H154V138H152V134H151V132H152V130H153V128L151 127V125H149V126H147L144 122H146V121H149V120H151V119H153L152 117H153V113L151 114H149V112L147 111V113H146V111H145V116L143 115ZM193 113V112H192ZM191 113V114H192ZM40 114V113H39ZM148 114H149V117H146V116H148ZM201 114V113H200ZM40 115H42V114H40ZM44 115V114H43ZM155 115V114H154ZM201 115H203V114H201ZM55 116H58L57 114L55 115ZM76 117V118H79V116H80V119H77V120H80V121H78V122H80V123H78V122H76V121H73L72 120V117ZM143 116L145 117V118H143ZM42 117H44V116H42ZM74 117V118H75ZM205 117H206V115H205ZM208 117V116H207ZM57 118V117H56ZM209 118V117H208ZM58 119V118H57ZM60 120V119H59ZM203 120V119H202ZM205 120V122L206 123H208L207 121H208V119L206 118V119H204ZM207 120V121H206ZM31 121V120H30ZM55 121V120H54ZM62 121V120H61ZM154 121L155 120H153V122L152 123H154ZM21 122V123H20ZM32 122V121H31ZM40 122V121H39ZM151 122V121H150ZM29 123V122H28ZM27 123V124H28ZM84 123V122H83ZM157 123L158 122H156V123H154L153 125H157ZM205 123V124H206ZM22 124V125H21ZM27 124H25L26 126H27ZM51 124V123H50ZM85 124V123H84ZM93 124V123H92ZM185 125V126H184ZM207 125V124H206ZM205 125V126H206ZM23 126H24V128L25 129H23ZM34 126V125H33ZM60 126H62V128L60 129ZM64 126V127H63ZM168 126V125H167ZM176 126V125H175ZM196 126V125H195ZM216 126H218V125H216ZM36 127V126H35ZM34 127V128H35ZM158 127V126H157ZM156 126H155V128H157ZM189 127H191V128H189ZM165 128L166 127H164V130H165ZM169 128V127H168ZM188 128V129H187ZM213 128H215V127H213ZM135 129V130H136ZM160 130V128L158 127L157 128V130ZM192 130H190V131H192ZM215 130H217L218 131V129L217 128H215ZM219 130H220V128H219ZM89 132L90 133H93V132H91L90 130H89ZM206 132H207V130H206ZM214 132H216V131H214ZM220 132H222V131H220ZM10 133V134H9ZM33 133V132H32ZM88 133V132H87ZM192 133V134H191ZM195 133V132H194ZM201 133V132H200ZM217 133L218 132H216V136H217ZM88 135L90 136L91 134H89L88 133ZM88 135H87V137H88ZM94 135V134H93ZM93 135H91V136H93ZM192 135H194V136H192ZM96 137V136H95ZM95 137L93 138V139H95ZM196 137H198V134H197V136ZM15 138V139H14ZM217 138V137H216ZM16 139H18V140H16ZM91 140H92V138H90ZM90 139H87V140H90ZM153 139V140H152ZM194 139V141H191V140H193ZM249 139H251V138H249ZM248 139V140H249ZM262 139H263V137H262ZM252 140V139H251ZM259 140H261V137H260V139ZM264 140V139H263ZM262 140V142H264ZM226 141V140H225ZM14 142V141H13ZM86 142V141H85ZM91 142H93V140L92 141H90V143ZM222 142V141H221ZM227 142V141H226ZM248 142V141H247ZM20 143V142H19ZM80 143H82L81 144V146H80ZM86 143H88V141L86 142ZM220 143V142H219ZM222 143H225L224 141L222 142ZM221 143V144H222ZM85 144V143H84ZM226 144H228V142L226 143ZM162 145H164V144H162ZM161 145V146H162ZM219 145V144H218ZM84 146V145H83ZM221 145H219V147H220ZM224 145L222 144V147H223ZM226 146V145H225ZM223 147L224 149L226 148V147ZM3 147V146H2ZM42 147H45L47 150H48V153L47 154H38L37 153V151H35V149L37 148H42ZM104 147H105V145H104ZM174 148V149H172V148ZM221 147V148H222ZM249 147H251V145L249 146ZM1 148V147H0ZM222 148V149H223ZM229 148V147H228ZM89 149V148H88ZM87 149V150H88ZM220 149V148H219ZM223 149V153L225 152L226 153V151L228 150V149H226V150H224ZM2 150H3V148H2ZM105 150V149H104ZM108 151H109V149H107ZM3 151H5V150H3ZM3 151L1 152L2 154H3ZM7 151H8V149H7ZM13 151V150H12ZM84 151H85V149L83 150V154H84ZM108 151H107V153H108ZM110 151H111V149H110ZM14 152H16V151H14ZM13 152V153H14ZM20 152V151H19ZM113 152V151H112ZM12 153V152H11ZM86 153H88V151L86 152ZM111 153V152H110ZM110 153L108 154L109 155V157H110ZM118 153H119V151H118ZM220 153V152H219ZM228 153V152H227ZM2 154H0V156H3ZM16 154H18V153H16ZM81 154H82V152H81ZM83 154H82V157H83ZM88 154H90V153H88ZM88 154H86V155H88ZM230 154V153H229ZM5 155H6V153H5ZM91 155V154H90ZM113 154H111V156H112ZM10 156V155H9ZM12 156V155H11ZM14 156H16V155H14ZM59 156V157H58ZM117 156V155H116ZM229 155H227L226 157H228ZM4 157H7V156H4ZM3 157V158H4ZM13 157V156H12ZM12 157H11V159H12ZM88 157H90L89 155H88ZM91 157H93V156H91ZM223 157H225L224 155H223ZM2 157H1V159H3ZM10 158V157H9ZM14 158V157H13ZM17 158H19V157H17ZM16 158V159H17ZM25 158V159H24ZM120 158H121V156H120ZM119 158V159H120ZM146 158V157H145ZM0 159V160H1ZM5 159V158H4ZM10 159V160H11ZM87 159V158H86ZM89 159V158H88ZM119 159H115L116 160V163H117V161L119 160ZM144 159V158H143ZM156 159V158H155ZM15 160V159H14ZM25 162H24V161ZM121 160V159H120ZM247 160V159H246ZM15 161H17V160H15ZM89 161V160H88ZM91 161V160H90ZM89 161V162H90ZM93 161H94V159H93ZM247 161H249V160H247ZM55 162V163H56ZM59 162V161H58ZM95 162V161H94ZM121 162V161H120ZM158 162H159V164H158ZM198 162H200V163H207L208 164V167H207V174H214V179H213V177H211L212 179H207L206 180V183H204L205 184V188L206 189H208L209 190V200H208V202H207V205H206V207H207V209L205 208V210L206 211H208V209H209V211L211 210V212L213 211V210H215V211H213V212H216V214L218 215L219 214V216H217L216 215V217H218L219 219H217L216 217H215V215L213 216V217H215L216 219H215V221L217 220H219V223H220V219H222V221L223 222H221L219 225H223L222 223H224V225L228 228V230L229 231H231V230H233V228L236 226L237 227V229H239V231H241V232H239V233H237L236 231L237 230H235V232L237 233V235H236V237L237 236H242L241 237V239L243 238L244 239V241L243 240H239L240 241V243H239V241H238V244H240V245H242L241 247H240V245L238 246L239 248L238 249H236L237 251H242L241 249H243V251L241 252L242 254H240V252H238L237 253V251H235L236 252V256H235V252H233V250L235 249V248H237L236 246L234 247V249L233 250H229V252H228V248H224V250L223 251H221V254L220 255H217V254H215V253H213V252H211L209 249H211L210 247H209V249H208V245L209 244H207V248H206V246L204 247L203 246V244H206L207 242H204L203 244H202V246L200 247V246H198L199 245V242L197 243V240H199V239H197L196 237H198L199 236V238H204L203 236H205V233H203L202 231L203 230H205L204 229V226L202 225V220L200 219V217L199 218H194L193 216H196V215H193V214H195V213H191V212H195L196 211V209H197V207H192V204H191V202H190V197H192L193 195H194V192L192 193V194H190V192L189 191H193V186H192V180H191V178L193 177L191 174H190V177L191 178H189L188 176H189V172H191L192 173V171L193 170H191L192 168H193V165L194 164H196V163H198ZM245 162V161H244ZM10 164L12 163L11 161L9 162ZM22 163V164H21ZM226 163V164H227ZM4 164V163H3ZM7 164V163H6ZM13 164H15V163H13ZM13 164L11 165V166H13ZM52 164V165H51ZM90 164V163H89ZM89 164H87V165H89ZM205 164H204V166H203V168H205L206 166H205ZM16 165V164H15ZM19 165V164H18ZM54 165H56V164H54ZM198 165H201V164H198ZM228 165V164H227ZM231 165V164H230ZM247 165H249V162H246V163H244V166L243 165H240L241 166V168H242V171L244 170V172H245V174L247 173V175H245L244 174V176L242 177L243 179H246L247 180V177L248 178H251L252 177V173H250V172H252V170H251V167H250V165L249 166H247ZM5 166V165H4ZM243 166V167H242ZM6 167H8V165L6 166ZM14 167V166H13ZM13 167H12V169H13ZM88 167V166H87ZM123 167V166H122ZM18 168H20V167H18ZM39 168H41L40 170H38ZM57 168V167H56ZM81 169H82V167H80ZM231 168V167H230ZM6 169V168H5ZM8 169V168H7ZM9 169H11L10 168V166H9ZM66 169V170H67ZM78 169V170H77ZM179 169V170H178ZM181 169V170H180ZM227 169V168H226ZM228 169H229V167H228ZM250 169V170H249ZM100 170H101V172H100ZM191 170V171H190ZM8 171V170H7ZM17 171H19V172H17ZM84 171V170H83ZM98 171H99V173H98ZM123 171V172H124ZM227 171V170H226ZM250 171V172H249ZM17 172V173H16ZM69 172V173H70ZM81 172H82V170H81ZM91 172V171H90ZM122 171H121V175H122V173H123ZM219 172V173H218ZM224 171H222V173H223ZM8 173V172H7ZM6 173V174H7ZM84 173V172H83ZM88 173H89V171H88ZM108 173V174H107ZM112 175H111V174ZM118 173H120V171H118ZM183 174L184 175V179H183V183H181L180 184V186H179V184H177L176 186L177 187H175L174 185H175V181L177 182L178 181V175L179 174ZM14 174V173H13ZM19 174V175H18ZM60 174V173H59ZM74 174H76V173H74ZM80 174H82V173H80ZM90 174V173H89ZM90 174V175H91ZM107 174V175H106ZM203 174H204V172H203ZM225 174V175H226ZM248 174H250L249 176H248ZM10 175V174H9ZM76 175H78V176H75L76 178L78 177L79 178V176H82V175H79V174H76ZM109 175V176H108ZM111 175V176H110ZM188 175V176H187ZM220 176H221V173L219 174ZM19 176V177H18ZM87 176V175H86ZM85 176V177H86ZM119 176H120V174H119ZM212 176V175H211ZM223 176H224V174H223ZM63 177H64V175H63ZM73 177H74V175H73ZM87 177H89V176H87ZM225 177H224V180H225ZM10 178V177H9ZM19 178V179H20ZM65 178V177H64ZM76 178H73L74 180L76 179ZM206 178V177H205ZM53 179H56V180H58V179H60L59 181H56V180H53ZM80 180L82 179V178H79ZM86 179V178H85ZM90 179V178H89ZM89 179H87L88 181H91V180H89ZM162 179H164V180H162ZM220 179H221V177H220ZM251 179H253V177L251 178ZM77 180V179H76ZM83 180H84V178H83ZM227 180H226V182H227ZM237 180V183H239L238 181H240V180H238V179H236ZM250 180V179H249ZM249 180L248 181H246V183L248 182V184H249V186H250V184L252 183V182H250L249 183ZM19 181V180H18ZM55 181V182H54ZM82 181V180H81ZM156 182H158L157 180H155ZM154 181V182H155ZM233 181V182H232ZM19 182H21L20 184H22V182L23 183H26V182H24V180L23 181H19ZM74 182L75 183H77L76 181H73V185H74ZM215 182H217V183H215ZM27 183V184H28ZM55 183V184H54ZM58 185H57V184ZM79 183H81V182H79ZM83 183V182H82ZM222 183H224V185L222 184ZM19 184V185H20ZM57 185V188H58V186L59 187H62V191H61V189L59 190V188H58V190L54 187V186H52V185ZM66 184V183H65ZM247 184V185H248ZM26 185V184H25ZM76 185V184H75ZM83 185H85V184H83ZM159 185V184H158ZM223 185V186H222ZM238 185V184H237ZM245 185V184H244ZM246 185V186H247ZM64 186H66V185H64ZM96 186L98 187V188H96ZM234 186V185H233ZM240 187H238V188H242V186H241V184L239 185ZM78 187V186H77ZM174 187V188H173ZM244 187V186H243ZM13 188H14V186H13ZM20 188V187H19ZM250 188V187H249ZM86 189V188H85ZM238 191H240V192H238ZM14 190H15V188H14ZM80 190V189H79ZM87 190V189H86ZM159 190V191H158ZM250 190V189H249ZM16 191V192H17ZM85 191V190H84ZM14 192V191H13ZM17 192V193H18ZM78 192H80V191H78ZM89 192V191H88ZM189 192V193H188ZM76 195H75V194ZM82 193V192H81ZM239 193H241V194H239ZM82 194H84V193H82ZM89 194V193H88ZM5 195H7V194H5ZM80 195V194H79ZM241 195H245V197H246V200L248 201V202H246V200H243L245 197H242ZM8 196H9V194H8ZM249 196V197H248ZM7 197V196H6ZM193 198V197H192ZM243 198V199H242ZM87 199V198H86ZM7 200H4V201H6L7 202ZM192 201V200H191ZM246 202V203H245ZM133 203V202H132ZM158 204H159V202H158ZM88 205V206H87ZM232 206H234V207H232ZM238 208H237V207ZM230 207L231 208H233V210H231L230 209ZM195 209V210H193V209ZM203 208V207H202ZM230 209V210H229ZM199 210V209H198ZM205 210L203 211V212H205ZM81 211V213H83ZM109 213H108V212ZM112 211H114V212H112ZM158 211V210H157ZM236 211H237V218H235L234 216V213H236ZM242 211V210H241ZM245 211V210H244ZM112 212V213H111ZM160 212H161V210H160ZM199 212V211H198ZM202 212V213H203ZM212 212V214H214ZM233 213V215L232 214H230V213ZM111 213V214H110ZM202 213H199L200 215L202 214ZM208 213H210V212H208ZM93 214V213H92ZM158 214V213H157ZM240 214V215H239ZM89 215H90V213H89ZM105 215H107V218H106V216ZM159 215H161V213H159ZM193 215V216H192ZM198 215V214H197ZM199 215V216H200ZM203 215V214H202ZM249 215L250 216H252V211L250 210L249 211ZM205 216H206V219H207V214L205 213ZM208 216H209V214H208ZM115 217V216H114ZM153 217H155V216H153ZM157 217V216H156ZM202 217V216H201ZM210 217V216H209ZM160 218V217H159ZM71 219V220H70ZM196 219V220H195ZM198 219V220H197ZM209 219V218H208ZM92 220V221H91ZM159 220V219H158ZM201 220V221H200ZM210 220H211V218H210ZM213 220V219H212ZM13 221H14V219H13ZM90 221L92 222V223H90ZM94 222V223H93ZM212 223L211 224H213V221H211ZM88 223V224H87ZM204 224V223H203ZM214 224H217V222H215ZM213 224V225H214ZM218 224H217V226H218ZM76 225V224H75ZM89 225V226H90ZM183 225H184V227H183ZM13 226V225H12ZM172 226V228H174ZM178 226V225H177ZM194 226V228H193V230H191L192 229V227ZM15 227V226H14ZM66 227H68V228H66ZM69 227L70 228H74V230L70 233V235H72V237L68 234V232H66V235L68 234L69 235V239L71 238L74 242L76 241V242H79L78 244H76V242L74 243V242H70V241H67L68 240V236H66V235H64L65 234V230H69ZM176 227V226H175ZM210 227H213V226H210ZM209 227V228H210ZM214 227H215V225H214ZM177 228V227H176ZM185 228V229H184ZM14 229V228H13ZM88 229L86 230V231H88ZM93 229V228H92ZM91 229V230H92ZM162 229V228H161ZM168 229V228H167ZM170 229H171V227H170ZM178 229V228H177ZM177 229H175V230H177ZM180 229V230H181ZM194 229H196V231L195 232H193L194 231ZM215 229V228H214ZM21 230L23 231V230H25L24 228H22V229H20V234H21ZM159 230H160V228H159ZM219 230H220V226H219ZM15 231V232H16ZM81 231V232H80ZM85 231V230H84ZM95 231V230H94ZM102 231V230H101ZM100 231V232H101ZM104 231V230H103ZM103 231H102V234L100 235V233H99V237L101 236V237H103V238H105V235H103V234H105V232L103 233ZM25 232V231H24ZM23 232V233H24ZM80 232V233H79ZM95 232H99V230H97V231H95ZM153 232V234H156V233H154V231H152ZM157 232V231H156ZM184 232V231H183ZM201 232H202V235H201ZM204 232H206V231H204ZM234 232V233H235ZM243 232V233H242ZM14 233V232H13ZM193 233V234H192ZM194 233H200V235L199 234H197L198 236H196V237H194V238H196V239H193V237L192 236H194ZM241 233V234H240ZM239 234V235H238ZM244 236H243V235ZM21 235H23V234H21ZM26 235V234H25ZM163 235V234H162ZM162 235H159L158 236V238H156L157 240H156V243H157V245H158V250L159 251H162L163 249H164V238L166 239V241H168V240H170V238H172L173 236H172V234H169V235H166V237L164 236V238L162 237ZM196 235V234H195ZM214 235H215V232H214ZM64 236V237H63ZM65 236H66V238H67V240L65 241V242H61V241H63V239L65 238ZM156 236H157V234H156ZM184 236V237H185ZM202 236V237H201ZM235 235L233 234V236L232 237H234ZM22 237V236H21ZM24 237V236H23ZM75 237H76V239H75ZM77 237L79 238V239H77ZM98 237V239L100 240V241H102V240H104L103 238H99ZM208 237V236H207ZM235 237V238H236ZM239 237V238H240ZM153 238V237H152ZM218 238V237H217ZM216 238V239H217ZM235 238H233V239H231L233 242H234V239ZM25 239V238H24ZM146 239H148V237L147 238H145V240ZM185 239V238H184ZM183 239V240H184ZM215 238H213V240H214ZM254 239H255V241H254ZM257 239V240H256ZM201 240V239H200ZM230 240V241H231ZM237 240H238V237H237ZM105 241V240H104ZM144 241V240H143ZM142 241V242H143ZM201 241H203V240H201ZM241 241H243V242H241ZM60 242L62 243L61 245H60ZM71 244H70V243ZM150 241H145L143 244H144V246L145 245H148V243H149ZM236 242L237 241H235V245H236ZM257 242V243H256ZM264 242V241H263ZM73 243V244H72ZM230 243V242H229ZM65 245V246H62V245ZM69 244V245H68ZM75 244H76V249H73V248H75ZM183 244V245H184ZM232 244H234V243H232ZM32 245V246H31ZM71 245H73V247H71ZM83 246H85L84 244H82ZM82 245L81 246H79L80 247V249H81V247H82ZM127 245H128V247H127ZM127 245H125L128 249L126 250V248L124 249V251L123 250H121L122 252L120 253L121 254V256H124V259L126 260L127 258H125V257H128L129 256V254H128V250L129 249H131L132 248V245L130 244H127ZM200 245H201V243H200ZM124 246V247H125ZM130 246H131V248H130ZM213 246V245H212ZM227 246V245H226ZM26 247H28V246H25V248ZM182 246H180V249L179 250H181V249H183V248H181ZM199 247H200V249H199ZM230 247H233L232 245H230ZM261 247H263V248H261ZM241 248V249H240ZM25 250H27V249H25ZM78 250V251H77ZM83 250V249H82ZM127 252H126V251ZM227 250V251H226ZM182 252H183V250H181ZM232 251V252H231ZM77 252H78V254H77ZM123 252H125L126 254H124ZM180 252V251H179ZM182 252H181V254H182ZM223 252V253H222ZM129 253H130V255H132V250H129ZM31 254V255H30ZM180 254V257L183 255H181ZM237 254H238V256H237ZM32 256V257H31ZM162 256V255H161ZM166 256V255H165ZM130 257V256H129ZM174 257V256H173ZM183 258L181 257V259H182V261H183ZM80 259L82 260L81 262H80ZM169 259H171V256H170V258ZM174 259V258H173ZM180 259V260H181ZM93 260V261H92ZM128 260V259H127ZM162 260H164L163 258H162ZM176 260H178L177 258L176 259H174V260H170V264H179V262H180V260H179V262H177ZM129 263V262H128ZM152 264H165L164 262H162L161 260L160 261H157L156 262V259H154L153 261H152ZM180 264H181V262H180Z\"/></svg>","mask_w":264,"mask_h":264}]
</instances>
